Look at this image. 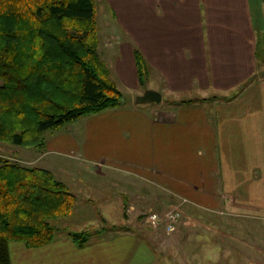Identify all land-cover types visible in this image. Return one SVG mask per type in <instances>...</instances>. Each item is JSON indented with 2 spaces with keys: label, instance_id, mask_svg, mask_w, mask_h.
Wrapping results in <instances>:
<instances>
[{
  "label": "crops",
  "instance_id": "crops-1",
  "mask_svg": "<svg viewBox=\"0 0 264 264\" xmlns=\"http://www.w3.org/2000/svg\"><path fill=\"white\" fill-rule=\"evenodd\" d=\"M98 4L115 23L113 34L118 40L109 69L126 100L122 107L48 132L42 154L28 151L30 156H23L38 157L52 173L54 162L67 161L105 171L104 175L118 174L124 180L119 187L129 190L135 188L128 184L137 187L140 181L156 193L163 192V197L189 202V212H223L233 220L260 222L264 217V71L258 53L264 0H99ZM135 50L145 57L149 77L153 72L154 79H165L163 88L151 83L145 90L162 95L195 91L211 106L196 102L178 108L138 106L135 98L143 94V86ZM122 195L127 199V193ZM261 223V227L255 223L257 231L242 234L264 238ZM111 233L84 248L68 236L38 249L12 242L11 263L18 264L12 258L13 247L28 256L36 254L31 262L21 264L158 263L157 250L140 230L128 227ZM250 250L245 252L244 264H264V244ZM190 252L189 262L197 260L196 254L203 260H211L207 255L226 254L204 264H239L238 254H243L237 246L227 250L202 245Z\"/></svg>",
  "mask_w": 264,
  "mask_h": 264
},
{
  "label": "trees",
  "instance_id": "trees-1",
  "mask_svg": "<svg viewBox=\"0 0 264 264\" xmlns=\"http://www.w3.org/2000/svg\"><path fill=\"white\" fill-rule=\"evenodd\" d=\"M96 15L95 0H0V142L44 151L48 132L123 106L96 51ZM134 56L145 86L149 65L139 50ZM77 201L50 170L0 157V264H12V242H53L59 228L49 220L68 216ZM69 236L84 248L92 233Z\"/></svg>",
  "mask_w": 264,
  "mask_h": 264
},
{
  "label": "rangeland",
  "instance_id": "rangeland-1",
  "mask_svg": "<svg viewBox=\"0 0 264 264\" xmlns=\"http://www.w3.org/2000/svg\"><path fill=\"white\" fill-rule=\"evenodd\" d=\"M95 1L97 6L95 18L96 51L100 60L109 68L111 50L115 46L118 36L113 34L115 23L111 18L107 17L108 14L105 13L104 8L98 4L99 0ZM258 60L261 69L264 71V38L260 40ZM109 70L111 71V69ZM147 81L146 86L141 88L143 94L146 91V87L151 86V83H153V87L160 88L166 85L164 84V78L156 77L154 79L153 72H151V76ZM190 102H196L206 107L211 106L210 101H206L203 95L195 91L180 92L177 95L165 93L163 94L162 104L147 102L138 103L137 105H147L150 109H157L159 107L178 108L180 105H189L191 104ZM28 151H33L37 156L44 152L0 142V157L6 161L19 163L26 167L46 169L38 157L25 158L23 153H26V156H30ZM54 163L56 165L53 164V168L51 167L55 172L53 173L54 176L61 182L64 180V183L69 186L70 191L76 195L78 200L73 211L68 216L49 220L59 228L56 238L70 237L71 233L90 232L92 233L90 242H96L101 237H109L112 234L111 232L127 230L128 227L134 228L140 230L150 238V242L157 250L159 256L157 264H190V262L191 264H204L208 261L214 263V256L218 257L221 255V259L226 256V254L207 255L210 256L211 260H203L204 256L196 254L195 257L198 256L197 260H192V258L190 262L187 261V257L192 254L190 252L191 249L202 245L206 247H221L227 250L230 247L237 246L243 252V254H238L241 257L238 263L244 264L247 258V254H245L247 248L252 251V247L264 244V238L260 236L252 237L251 234L250 236L242 234L258 229L255 223H259V227L263 226L261 221L264 222V217L260 219V222L252 223L251 221H246V218L243 217L233 220L223 212L200 215L196 212L186 211L188 208L186 205L189 202L163 197V192L156 193L151 186L145 185L138 180L135 183L139 185L137 187H134V183L127 185L128 187L135 188V190H129L123 186L119 187L124 180L123 176L120 177L118 174L106 173L104 175L105 171L100 172L98 169L91 170L88 168L89 166H82L76 162L75 164L71 163L72 165L67 164V161ZM126 193L128 195L127 199L122 195ZM159 202L165 205H161ZM178 204L182 207L183 219L176 233L167 235L162 228L154 229L147 222V211L163 212L173 209ZM127 214H130L128 220L125 218ZM20 245L25 244L20 243ZM35 255L32 252L28 256L23 254L21 250L12 248V258L15 263L18 261V264H21L23 261L31 262L35 258ZM254 256L260 257L258 254Z\"/></svg>",
  "mask_w": 264,
  "mask_h": 264
},
{
  "label": "built area",
  "instance_id": "built-area-1",
  "mask_svg": "<svg viewBox=\"0 0 264 264\" xmlns=\"http://www.w3.org/2000/svg\"><path fill=\"white\" fill-rule=\"evenodd\" d=\"M181 210L182 207L178 204L171 210L163 212L150 211L147 214V222L154 229L162 228L167 235L174 234L178 231L183 219Z\"/></svg>",
  "mask_w": 264,
  "mask_h": 264
},
{
  "label": "water",
  "instance_id": "water-1",
  "mask_svg": "<svg viewBox=\"0 0 264 264\" xmlns=\"http://www.w3.org/2000/svg\"><path fill=\"white\" fill-rule=\"evenodd\" d=\"M135 101L137 103H161L163 101V95L159 91L148 89L144 92V94L138 95L135 98Z\"/></svg>",
  "mask_w": 264,
  "mask_h": 264
}]
</instances>
